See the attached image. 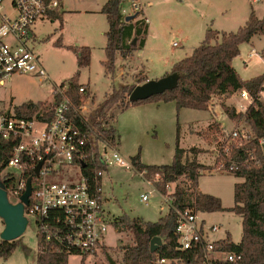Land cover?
I'll return each instance as SVG.
<instances>
[{"label":"rangeland","instance_id":"374dc122","mask_svg":"<svg viewBox=\"0 0 264 264\" xmlns=\"http://www.w3.org/2000/svg\"><path fill=\"white\" fill-rule=\"evenodd\" d=\"M138 1L142 4V10L137 18H144L149 23L148 44L144 51L135 50L128 57L118 53L115 73L109 75L103 64L106 60V32L109 30V23L101 9L106 0H63L61 16L43 17L32 27L35 40L30 43V48L40 56V61L51 80L42 82L34 74L15 75L0 86V103L9 107L30 101L48 102L52 98L54 83L69 82L79 69L73 48L88 46L91 49V62L88 67L81 69L78 82L91 87L89 90L93 100L89 107L93 110L115 86L138 85V82L148 78L157 80L171 73L170 65L173 66L185 57V53L188 52V56L192 53L191 45L197 41L201 32L203 41L209 30L218 32L212 40L215 43L221 40L222 32H236L243 26L251 9L255 10L259 18L264 17V0L256 3L251 0ZM130 5V0L123 2V7L128 10ZM252 51L255 57L251 56ZM260 56L263 57L262 60ZM233 65L244 79L264 73V34L256 35L250 42L242 43ZM238 92L225 96L215 95L214 98L218 97L224 105L235 107L240 112L236 107V101L241 98ZM167 104L163 101H149L124 109L116 105L111 109L115 113L112 122L118 119L120 124L117 140L122 155L129 162L132 156L140 153L144 163L170 164L174 159L179 125L180 146L205 148L200 149V161L207 167L200 179L202 188L219 191L222 194L219 198L227 208L224 213L203 212L201 216L208 223H222L219 224L221 228L214 237L217 238L226 232L222 228L224 226L231 229L238 241L242 232V220L229 208L235 201V182L244 179H236L238 177L233 174L218 171L215 166L221 159L219 154L223 145L229 149L225 160L236 161L235 149L242 144L246 146L250 140L242 142L240 139H234L230 132L234 129L250 132L252 138L251 126L244 118L233 120L229 117L231 123L226 130L213 126V130L206 128L197 131L192 126L206 121L209 117L207 111L188 109L180 113V110H174L173 107L168 109L172 105ZM189 131L198 136H191ZM187 155L191 157V154ZM152 176L154 174L150 178ZM151 189L153 186L135 169L116 165L108 167L103 176L102 193L104 208L112 217L111 223L113 220H119L124 214L152 222L164 216L169 208L157 191L149 203L141 201V194ZM4 227V221L0 217V240ZM21 241L27 246V250L22 246L17 247L8 259L0 258V264H37L39 240L33 221L27 226ZM105 244L103 250L100 249L83 260L80 256H70L69 264H110L109 257L121 264L123 248L134 244V235L130 231L119 230L113 223L108 229Z\"/></svg>","mask_w":264,"mask_h":264},{"label":"built area","instance_id":"2783aa9c","mask_svg":"<svg viewBox=\"0 0 264 264\" xmlns=\"http://www.w3.org/2000/svg\"><path fill=\"white\" fill-rule=\"evenodd\" d=\"M130 2V10L122 4L126 18L142 10L138 0ZM62 4L63 0H0V86L20 74H34L42 82L51 80L40 56L30 48L35 40L32 27L43 17L58 16ZM51 93V100L45 101V106H39L31 115L19 114L17 107L0 103V182L5 185L10 202L17 204L22 201L28 180L32 178V193L24 215L28 225L31 221L35 223L39 244L83 260L104 249L108 229L113 224L103 203L102 183L106 170L96 169L92 175H86L84 169L97 161L107 168L115 165L135 168L120 152L117 139L113 141L82 125L90 115L89 105L93 100L87 85H79L78 93L82 99L86 97L79 105L73 100L69 82L54 83ZM241 96L252 102L246 90L241 91ZM212 106L213 101L210 108ZM112 123V119L103 122L102 127L108 129ZM230 136L242 142L251 140L250 132L236 129ZM259 145L264 149V138L259 140ZM221 152L215 169L236 170L237 161L225 160L229 155L226 145L221 147ZM147 173L144 170L139 175L153 189L142 193L141 201L149 203L157 191L167 203L168 211L173 207L177 216L178 249L195 252L200 256L198 264L220 260L236 262L242 258L235 251L218 249L216 243L221 239H216L214 234L220 226L208 223L196 207L181 209L172 205L170 194L175 183L167 184V192L163 193L156 185L162 174L156 172L150 178ZM170 262L166 258L158 259L159 264Z\"/></svg>","mask_w":264,"mask_h":264},{"label":"trees","instance_id":"16d2710c","mask_svg":"<svg viewBox=\"0 0 264 264\" xmlns=\"http://www.w3.org/2000/svg\"><path fill=\"white\" fill-rule=\"evenodd\" d=\"M122 4L123 0H106L101 9L109 23V30L106 32V60L103 61L109 75L115 73L117 54L128 57L133 51L142 49L149 30V23L144 18L136 17L137 20L127 21L122 14ZM217 34L218 32L209 30L206 39L195 47L189 56L173 65L171 73L179 74L175 88L146 100L130 101L129 94L136 85L115 86L111 93L106 95L104 101L91 110L87 121L82 125L116 141L118 139L116 128L113 125L108 129L102 127L103 122L108 123L111 119H115V113L111 109L116 105L124 109L149 101H174L177 110L182 108L208 110L215 95L246 90L252 97V102L244 112H238L235 107L223 106L231 119L244 118L253 132L249 144L235 149L238 168L226 172L244 179L235 184V203L229 208L242 218V239L236 243L228 233L225 239L216 243L219 250L235 251L240 253L242 258L236 262L220 260L213 264H264V151L259 145V140L264 138V101L261 97V92L264 90V73L243 79L233 65L234 58L240 53V45L250 42L255 35L264 34V17L259 18L255 10L251 9L249 18L243 26L236 32H222L221 40L213 43L212 40ZM135 39L138 41L134 44ZM73 50L77 55L79 69L69 84L73 100L79 105L86 97L82 99L78 93L80 85L78 79L81 69L90 65L91 49L82 46L74 47ZM39 106H45V103L28 102L18 106L17 111L22 115H31ZM213 126L220 127L219 124L212 123L208 129L213 130ZM179 141L180 126L178 125L173 161L164 165H148L142 161L138 153L131 158L135 170L138 173L146 170L147 177L156 172L161 173L162 179L156 185L163 193L167 192V184L175 183L174 191L170 194L172 205L175 207L184 209L194 206L201 212L225 211L227 208L223 206L219 197L203 193L199 189V177L207 169L205 164L197 159L200 148L191 147L186 150L180 147ZM189 152L192 153L191 157L187 155ZM96 169L107 170V167L97 161L85 168L84 173L92 175ZM113 223L119 230L130 231L134 235V244L123 248L121 264H159V258L171 260L170 264L200 262V256L195 252L178 249L177 216L173 207L154 222L124 214L119 220H113ZM155 237H160L162 244L152 252L151 241ZM19 246L27 250L21 237L14 241L0 240V258L8 259ZM37 264H69V256L39 244Z\"/></svg>","mask_w":264,"mask_h":264},{"label":"water","instance_id":"95a60500","mask_svg":"<svg viewBox=\"0 0 264 264\" xmlns=\"http://www.w3.org/2000/svg\"><path fill=\"white\" fill-rule=\"evenodd\" d=\"M139 13H135L126 18L127 21L133 20ZM134 40V44L136 43ZM179 74L170 73L157 80H148L142 84H138L129 94L130 101L146 100L154 95L164 93L167 90L175 88L178 84ZM42 163L36 168V173L39 172ZM86 164L83 163V167ZM32 178H29L27 190L22 196V201L14 204L8 198L5 185L0 182V217L3 219L5 227L1 233V240L14 241L22 237L28 226V219L24 215L25 205L29 204L30 195L32 193L31 186ZM162 244L160 237H155L151 241V251L155 252ZM110 264H117L111 257H109Z\"/></svg>","mask_w":264,"mask_h":264},{"label":"crops","instance_id":"0c3cea01","mask_svg":"<svg viewBox=\"0 0 264 264\" xmlns=\"http://www.w3.org/2000/svg\"><path fill=\"white\" fill-rule=\"evenodd\" d=\"M148 34H149V30H148ZM148 34H147V38H146V43H145V46L142 48V49H140L139 51L140 52H142V51H144V49L146 48V46H147V44H148ZM256 36V35H255ZM203 32H201L200 34H199V37H198V39H197V41H195V43H193L192 45H191V48H192V51L191 52H193V50H194V48L195 47H197L198 45H200L201 44V42L203 41ZM196 44V45H195ZM138 51V52H139ZM253 52V51H252ZM188 54V52L187 53H185V57L186 56H188L187 55ZM251 56L252 57H255L256 55H255V53L253 52V53H251ZM184 58V57H183ZM260 59L262 60L263 59V57H261L260 56ZM175 64V63H174ZM173 64V65H174ZM171 67H173L172 66V64L170 65V69H171ZM237 69V68H236ZM238 71V70H237ZM169 71H167V73H168ZM168 74H170V73H168ZM263 74V73H262ZM258 75H261V74H257V75H255V76H253V77H256V76H258ZM253 77H251V78H253ZM244 79V78H243ZM245 79H250V78H245ZM149 80V78L148 79H146V80H144L145 82L146 81H148ZM144 81H142V82H138L137 84H141V83H143ZM88 87H90V86H88ZM91 88V87H90ZM110 91V90H109ZM108 91V92H109ZM108 92L105 94V96L104 97H106V95L108 94ZM239 93V95H241V91H239L238 92ZM225 95H228V94H222V96H225ZM237 95V94H236ZM220 96V95H219ZM261 97H262V100L264 101V90L261 92ZM238 100V99H237ZM30 102H37V101H30ZM237 103H236V107L238 108V109H240V111H245L246 110V108L249 106V104L251 103V100H245L242 96H241V98L238 100V101H236ZM28 103V102H27ZM166 103H168L167 105H172V106H169V108L168 109H171L170 107H173V109L175 110V109H177V106H176V103L174 102V101H169V102H166ZM224 102H221V101H219L218 100V97H215V98H213V106L211 107V108H209L208 110H204V111H207V113H209V117L206 119V121H204L203 123H197L196 125H193L192 127H194V129L195 130H201V129H206V128H208L209 127V125L210 124H212V123H217V124H219V128L220 129H225L228 125H230L229 123H231L230 121H231V119L229 118V116H228V114L224 111V104H223ZM25 104V103H24ZM174 105V106H173ZM5 106V105H4ZM19 106H21V105H19ZM135 106V105H134ZM9 107H11V108H16V107H18V106H9ZM184 109H186V110H184ZM189 108H182L181 110H180V113L182 112V111H187ZM201 111V110H200ZM190 113H195V112H190ZM112 125H113V127H115L116 128V130H117V134H120V129H119V127H120V124L118 123V119L115 121V122H113L112 123ZM191 136H198L196 133H191V131H189L188 132ZM205 143V142H204ZM179 145H180V143H179ZM181 148H183V149H186V150H188V149H190L191 147H198V146H190V147H188V148H184V147H182V146H180ZM118 148H119V146H118ZM199 148V147H198ZM176 149V148H175ZM200 149H205L204 148V146H201L200 147ZM120 150V149H119ZM121 152V151H120ZM188 154H191V156H192V153H188ZM201 154V151L197 154V159H198V161L200 162V163H202L201 161H200V155ZM133 157V156H132ZM145 164H148V163H145ZM148 165H164V164H148ZM202 176V175H201ZM201 176L199 177V189H200V191L201 192H203V193H210V194H212V195H214V196H218V197H222V194L219 192V191H217V190H215V191H211V190H204L203 188H202V183H201V181H200V179H201ZM241 179L242 177H238V178H236V179ZM243 179V178H242ZM237 183V181L235 182V184ZM234 188H235V185H234ZM234 203H235V201H234ZM223 204V203H222ZM234 206V205H233ZM226 208V207H225ZM216 212H218V213H224L223 211H216ZM203 213V212H202ZM222 219H225V218H222ZM241 220H242V218H241ZM242 222V221H241ZM213 224H222L221 222H216V223H213ZM221 228V227H220ZM223 229H225V231L226 232H224L223 234H221V235H218V237L216 238V239H225L226 237H227V235H228V233H230L231 234V236H232V239H233V241L234 242H236V243H239L240 241H241V239H242V232H241V235H240V239L237 241L235 238H234V234H233V232L231 231V229L229 228V227H222Z\"/></svg>","mask_w":264,"mask_h":264}]
</instances>
